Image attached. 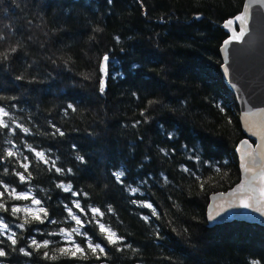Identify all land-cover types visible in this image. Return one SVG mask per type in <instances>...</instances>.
Here are the masks:
<instances>
[{
	"label": "trees",
	"instance_id": "obj_1",
	"mask_svg": "<svg viewBox=\"0 0 264 264\" xmlns=\"http://www.w3.org/2000/svg\"><path fill=\"white\" fill-rule=\"evenodd\" d=\"M0 4L5 6L0 53L17 47L0 59V106L31 129L25 135L0 128V180L41 200L40 206L7 195L0 200L8 208L0 209V218L17 239L13 246L9 232L0 235L7 252L0 264H264L263 227L234 221L210 228L206 217L210 195L240 180L236 146L245 134L236 99L220 73V49L228 39L222 25L242 12L245 0ZM104 55L109 56L107 74ZM53 124L65 134L52 135ZM13 144L22 155L8 158ZM27 144L44 151L49 163L38 160ZM23 156L31 173L25 183L15 175L24 172ZM52 160L63 174L55 172ZM116 171L125 172L124 183L115 180ZM59 183H71L80 195L65 192ZM130 187L139 191L132 194ZM76 200L85 211L88 205L100 208L101 222L125 238L123 244L109 245L95 223L85 225L82 231L106 247V258L96 259L86 247L87 259L56 251L70 245L50 233L76 227L64 205L82 220L91 219L90 212L86 217L74 207ZM141 203H151L157 215ZM14 206L34 212L42 206L57 223L33 221L19 228L26 214L14 216ZM32 237L52 243L30 248ZM74 239L85 246L84 236L74 234ZM20 248L32 255L24 256ZM44 252L58 258H45Z\"/></svg>",
	"mask_w": 264,
	"mask_h": 264
},
{
	"label": "water",
	"instance_id": "obj_2",
	"mask_svg": "<svg viewBox=\"0 0 264 264\" xmlns=\"http://www.w3.org/2000/svg\"><path fill=\"white\" fill-rule=\"evenodd\" d=\"M238 16H244L245 21H235L231 28L224 27L227 21L222 25L231 42L225 45V40L221 46L220 73L236 99L245 134L236 146L240 180L228 191L210 195L206 211L210 228L234 221L264 228V195L261 194L264 189V0H245ZM241 32L243 36L239 40H232L234 34ZM241 184L245 185V191L234 195ZM244 195L253 197L249 201L252 207H242L239 197ZM258 207L262 211H257ZM210 214L215 218L210 219Z\"/></svg>",
	"mask_w": 264,
	"mask_h": 264
},
{
	"label": "snow or ice",
	"instance_id": "obj_3",
	"mask_svg": "<svg viewBox=\"0 0 264 264\" xmlns=\"http://www.w3.org/2000/svg\"><path fill=\"white\" fill-rule=\"evenodd\" d=\"M108 3L111 4L112 0H108ZM17 7H19V5H17ZM5 12H6V10H5ZM245 19L246 18L244 16H237V17H235V20H231V19L228 20L224 24V27L225 28H231L232 25L235 23V21H245ZM241 36H243V32H241L239 35L234 34L232 36V40H239ZM3 39H4V36L0 35V41H2ZM116 39H117V41H119V37H117ZM230 42H231L230 40H226L224 43H225V45H227ZM15 52H17V47L9 46L7 51L0 53V59H7L9 53H15ZM101 63L103 65V70L105 71V74H107V66L109 63V56L104 55L102 57ZM19 78H21V77H18V79ZM105 87H106V82L102 80L101 84H100L99 91L101 93H103L105 91ZM13 107H15V105H13ZM67 108L71 109L72 111H76L75 107L72 104H69L67 106ZM9 121H11L12 125H14V126H10ZM52 127L55 129V131L52 133V135L58 134L60 136H63L65 134L63 131H61L59 128H57L54 124L52 125ZM0 128H4V129L10 128L12 133H15L16 130L19 129L20 132H22L25 135L31 134V129L29 127L24 126L21 123H18L15 119H13L10 111L6 107H3V106H0ZM169 138L171 139V134H169ZM9 143H11V142H9ZM26 147L28 150H30L31 152L34 153L35 157L38 160L43 161L45 164L49 163V159L47 158L46 153L44 151H37L31 144H27ZM14 148H16V145L13 144L12 147H10L7 150L6 157L14 158V157H19L22 155V153H20L18 150L14 151L13 150ZM160 151L164 152V154L166 156L169 154L164 149H160ZM189 158L191 159V157H189ZM28 159L29 158L27 156H23V160L20 162V166L24 169V172H16L15 173V175L19 178V181L21 183H25L31 179V173L28 172V169L30 167V163L27 162ZM76 159L83 162L84 157L78 155L76 157ZM51 164L54 167L55 172L61 173V174L64 173L65 170L63 168L55 167V160H52ZM183 171L190 172L191 170L188 168H183ZM4 172L7 173L8 169L5 168ZM67 172L71 173L72 169L71 168L67 169ZM113 175H114L115 180L117 182L124 183V181H123V178L125 177L124 171H116L113 173ZM164 179L167 180V177H165ZM56 186L58 188L63 189L65 192H71V194L73 196H79L80 195L79 192H75L72 190L71 183H69V184L59 183ZM0 187H2L4 189L3 191H0V200H2L5 197V195H7L9 198H14L17 200L31 199L32 204L37 205V206L41 205V200L36 199L35 196L31 195L30 192L17 193L15 188H11L10 185L8 183H5L3 180H0ZM129 191L132 194H136L139 191V189L130 187ZM244 191H245V185L241 184L239 186V188H237L233 194L235 195L236 192L243 193ZM261 194L264 195V189H261ZM84 195H87V194L85 193ZM239 198L241 199L242 207H244V208L252 207V204L249 203V201H251L253 199V197L251 195H244V196H241ZM259 202L260 201H257V203H259ZM72 203H73L74 207L76 209H78L81 213H84V215L86 217L89 215V212H90L91 219H89L87 221L82 220L80 218V216L77 215L73 211L72 207H69L68 205H64V209L67 211L68 216L71 218V220L75 221L76 227L71 228V230H67V229L62 228V229H60L59 233H50V235H62V236H64L65 240L70 245L69 247H62V248L56 249V251L60 255L68 256L71 258L87 259L89 253L85 251V247H86L90 251L91 255L95 256L96 259H100L101 256H103L105 258L107 257L108 252L106 251V247L104 245H102L101 243H94L92 238L88 235V233L85 231H82V229L85 227L86 224L95 223L98 226L99 233L104 237V239L108 242L109 245L115 246V245L123 244L125 238L123 236L117 235V233L110 226H106L105 223L101 222V218L104 217L105 213L102 212L100 210V208L88 205L87 207H88L89 211H85V208L81 206V204L78 200L73 201ZM132 203L135 204V203H137V201L133 200ZM141 206L151 209L152 215H157L156 209L154 208V206L151 203H141ZM0 209H3L4 211H8V208L5 206L4 203H0ZM256 210L262 211V209L259 207ZM107 211L112 212L113 211L112 207L109 206L107 208ZM11 212L14 216H16L17 214H19L21 212H24L26 214L24 217V223L19 224L18 225L19 228H24L25 224L32 223L33 221L40 223V224H44V223L56 224L57 223L56 220L51 219L49 217L47 209L42 207V206L38 208V212H34V210L31 207L21 208L20 206H14L11 208ZM41 214H43V215H41ZM214 218L215 217L211 216V214H210V219H214ZM143 219L145 221H148L150 219V217L144 216ZM6 232H9V234L7 235V240L11 242V245H13V246L16 245L17 244L16 233L11 232L9 229V225L7 223H4L3 219L0 218V235H4ZM74 234L76 236H84L85 237L86 244L84 247H82L81 244L75 242ZM51 243H52V241H50V240H44L43 242H39L35 239V237H32L30 239L29 247L35 248L37 250H39L41 248L46 249L50 246ZM0 244H3L2 240H0ZM125 247L131 248L132 245L127 244V245H125ZM118 250L122 251L123 249L121 248ZM20 252L23 253L24 256H31L32 255V252L26 250L25 248H20ZM6 255H7V252L5 251V249L3 247H0V257H5ZM44 257L48 258V259H52V260H55L58 258V256H56V255L49 256L48 252H44ZM251 264H261V261L260 260H252Z\"/></svg>",
	"mask_w": 264,
	"mask_h": 264
},
{
	"label": "rangeland",
	"instance_id": "obj_4",
	"mask_svg": "<svg viewBox=\"0 0 264 264\" xmlns=\"http://www.w3.org/2000/svg\"><path fill=\"white\" fill-rule=\"evenodd\" d=\"M4 9H5V6H3V8H2V6L0 4V22L3 21Z\"/></svg>",
	"mask_w": 264,
	"mask_h": 264
}]
</instances>
